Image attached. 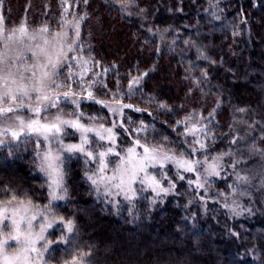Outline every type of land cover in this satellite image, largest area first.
<instances>
[{
    "label": "trees",
    "instance_id": "16d2710c",
    "mask_svg": "<svg viewBox=\"0 0 264 264\" xmlns=\"http://www.w3.org/2000/svg\"><path fill=\"white\" fill-rule=\"evenodd\" d=\"M0 3L8 24L25 17L33 26H55L61 15L60 0ZM70 3L75 16L84 17L80 50L100 62L96 70L110 69L107 88L96 90L99 97L108 100L132 76L147 73L134 94L123 98L144 111L124 110L120 122L133 131L119 130L120 146L139 139L190 152L193 137L183 135L184 125L173 131L176 122L189 114L207 118L216 109L208 125L215 139L199 136L207 152L190 158L233 155L224 157L220 176L202 189L187 183L195 181L193 173L181 171L186 179L180 180L177 170L169 169L175 188L156 197L155 204V194L145 191L133 200L134 208L128 203L112 208L98 198L83 160L68 159L67 198L53 208L56 215L74 219L77 231L68 243L50 249L47 263L71 264L79 254L82 264H264V0H132L127 7L121 0ZM161 102L168 109H161ZM97 105L81 102V110L107 116ZM142 124L145 130L135 131ZM237 131L248 136L243 152L230 143ZM237 160L236 166L252 176L239 215L222 207L229 203L233 182L229 165ZM0 189V201L18 194L17 199L36 205L47 202L30 142L0 148ZM60 228L50 238L58 241Z\"/></svg>",
    "mask_w": 264,
    "mask_h": 264
},
{
    "label": "snow or ice",
    "instance_id": "6c2138e0",
    "mask_svg": "<svg viewBox=\"0 0 264 264\" xmlns=\"http://www.w3.org/2000/svg\"><path fill=\"white\" fill-rule=\"evenodd\" d=\"M83 3L87 4L88 0H82ZM132 0H121L122 6L127 7ZM62 5L67 4V0H61ZM68 12V8L64 7V13ZM84 17L81 16L75 21L65 20L64 24L67 27H72L75 32V37L80 36V21ZM4 24V18L0 16V32L4 31L2 27ZM13 32H19L21 36H28L29 39H35V34L29 35L26 28V21L22 22L21 25L14 29ZM40 34H50V29L48 26H43L40 29ZM8 39H13V36H8ZM53 41L60 42L61 47L56 53L55 59L45 52L44 48L40 49V53L47 57V63L40 65L45 69L39 76H37L35 71H32L31 67L27 68V71H32V75L25 77L23 73L20 74V83L17 84V88L13 91L8 87V80L13 74L11 72L4 73L3 68H0V105L6 104L7 106H0V124L7 123V127L0 128V136L10 134L14 141H20L21 137L29 136L32 133L37 134L38 137H42L44 141L49 142V144H58L59 147L53 149L48 147L47 150L43 152H37V158L39 160L38 169L41 173L47 176V187L49 189L48 196L49 202L43 208V213H47L53 207V202L57 200L65 199L67 195V188L65 184V177L67 175L66 170L62 167L64 160L61 158L60 153L66 152L68 154L81 153L87 160L98 161V168L95 170L86 169L85 175L86 179L95 186L96 191L99 192V185L103 183L105 185L106 196L113 197V207L117 206L118 201L115 197L123 195L124 200L128 201L132 208L135 205L132 203L138 194L145 191V185L151 188L152 192L155 194L151 203H156V197H161V195H168L173 188H175V183L169 179L166 173H161L159 179L155 175H151L148 172L150 167L159 166L160 169H164L166 163H175L177 167V178L180 180H185V176L181 175V170L187 173H200L201 168L204 169L206 175H198L195 181L188 179L187 183L189 186H194L196 189H202L206 184H209L210 177L220 176V172L224 165L222 163L225 156H231V152H222L216 156L209 157L206 154L204 159H191L190 157H195L198 153H206L208 145L204 143L199 136H204L205 139L214 140L213 136L209 135L210 128L209 123L211 118H213L216 109H213L207 118H203L193 124L191 128L188 127L186 121L192 120L193 115L189 114L184 121L178 120L176 126L173 127V131H176L180 125H184L185 131L184 136L191 135L193 140L189 143L195 145L190 149V152H173L168 149L166 144L160 146L149 147L146 143H142L139 139L133 140V146L127 149L117 151V138L121 133L120 129H123L124 133H129L133 131L125 127L123 121L112 122L111 126H106L104 123L99 124V130L94 126H88L81 121L85 118V113L80 110L81 102L91 101L95 104H99L101 108H107L109 113L112 115L119 114L124 115L125 109H132L133 111H144L140 108H134L131 104H123L119 99L116 98L117 93H113V102L118 104L119 107H112L109 101L98 99L93 91L95 85L100 84L104 88H107L102 80L97 78L110 71L109 68H104L102 72H94L93 67H99L100 62L95 61L89 52L84 55L80 49L75 47L77 40L75 38H70L67 31L57 32L52 36ZM48 39H45V44H48ZM66 48V50H65ZM70 53H76L75 55H69ZM33 56H37L36 52H33ZM205 59L207 57H204ZM4 63L3 58H0V65ZM64 67L68 68V73L66 80L70 83H65L64 81L57 82L60 79L59 69ZM113 68L115 65L112 66ZM92 73V79L86 80L85 77ZM147 73H143L141 76L132 77L128 83V93H123L122 95L134 94V90L140 84L143 76ZM29 81L30 83H24L23 81ZM16 83V80H12ZM119 85V81H117ZM67 88L68 91L62 93L58 92V89ZM73 89H76L75 91ZM55 92L56 95L52 96L51 93ZM32 93H36L35 96ZM28 103H25V101ZM10 101V102H9ZM35 101L37 106L32 107L31 103ZM151 102V101H150ZM61 103H70L73 105V110L69 113L74 119L63 118V110H59V113L48 122L42 123L40 120V113H48L51 109H59ZM219 105H217L218 107ZM35 114V118H30L25 121L21 112L25 108ZM159 107L161 109H168V106L164 103H160ZM239 111L244 112L245 109H239ZM151 115V113H149ZM89 120H95L96 117H87ZM45 120L48 117L45 116ZM11 122V123H8ZM18 122V123H17ZM147 126L141 125L140 128L135 129L139 132L145 130ZM251 127V126H250ZM231 128V126H230ZM66 129H73L74 132L80 133L79 143H68L65 144L63 141V136L69 135L70 133ZM106 133L107 135L102 134ZM95 132L96 136L100 141L107 143V147L101 144L102 150H89V145L91 143L88 133ZM167 140V137H165ZM230 143H237V139L234 138ZM5 141L0 139V145H4ZM37 148H40V143H37ZM142 148L143 153H139L136 149ZM164 149H168L165 151ZM171 153V154H169ZM264 155V153H261ZM109 156L119 157V163L116 167L112 169L113 175L106 176L105 172L108 169L109 161L107 158ZM133 157H137L135 161ZM239 161H234L231 165L235 168ZM91 172V175L88 173ZM142 174V175H141ZM237 180L247 182V177H241L237 173ZM167 181L169 187H164L162 182ZM139 184L140 188H135L133 185ZM232 187L233 193H235L236 188ZM115 189V192L112 189ZM59 190V191H58ZM0 191H3L0 189ZM246 193H241L245 195ZM18 194H13L11 200H8L6 204L0 206V215H3V219H0V231L6 229H11L10 234L0 240V264H47L45 259V254L48 253L53 244L56 243H68L71 238V234L77 231V226L74 219H66L63 216L53 217L51 220L43 213L33 214L30 218L26 215L21 216L20 219H16L19 209H13L11 213V225L5 223L9 219L7 205L11 204L17 199ZM217 195H223V193H217ZM203 199V197H201ZM22 203V202H21ZM29 205L31 201L28 202ZM222 207L228 208L235 212L229 204H223ZM27 209L25 208V212ZM239 215L240 213H235ZM38 215L41 219L45 221L40 227L39 232L33 233L32 228L34 227V221L38 220ZM57 222L62 226L60 228L61 236L58 241L48 240L45 233L48 229L53 228ZM26 226V228H25ZM234 234V233H233ZM9 241H15L17 251L12 254H8L5 249L9 246ZM42 243L40 247L37 244ZM83 257L79 254L73 255L71 264H82Z\"/></svg>",
    "mask_w": 264,
    "mask_h": 264
},
{
    "label": "rangeland",
    "instance_id": "374dc122",
    "mask_svg": "<svg viewBox=\"0 0 264 264\" xmlns=\"http://www.w3.org/2000/svg\"><path fill=\"white\" fill-rule=\"evenodd\" d=\"M64 7L68 8L67 13H64ZM74 13H75V9L73 8L72 4L70 3V0H67L66 5L61 4V15H60L58 23L55 24V26H51L48 22L40 23V24L33 26V25L29 24V22L27 21V19L25 17H22L15 24H8L6 22L4 14L2 12V7H1V3H0V16H2L4 18V24L2 26L4 28V31L0 32V58H3L4 63L2 65H0V68H3L4 73L11 72L13 74L11 77H9V80L7 82L8 87H10L13 91L16 90L17 84L20 83L19 77H20L21 73H23V75L25 77H29L32 75V71H35L37 76H39L45 70L40 65L47 63V57L44 54L40 53L41 48H44L45 52L48 55L52 56L53 59H55L56 53L59 51V49L61 47L60 42L52 40V36H54L57 32L67 31L68 36L70 38H75L77 40V44L75 45V47L80 49V46H81L80 45V36L78 38L75 37L74 29L72 27H67L64 24L65 20L75 21L76 19H78L80 17V16H75ZM25 21H26V28H27L28 34L29 35L35 34V39H29L28 36H21V34L19 32H15V33L13 32L14 29H17L21 25V23L25 22ZM81 24H82V20L80 21V29H81ZM43 26L49 27L50 34H40V29ZM8 36H13V39L9 40ZM45 39H48V41H49L48 44H45ZM65 50H66V48H65ZM33 52H36L37 56H33ZM75 54L76 53H70L69 55H75ZM29 67H31L32 71L26 70ZM93 71L94 72H100L99 70H96L95 67H93ZM59 72H60V79L57 82L59 83L61 81H64L65 83H70V81H67L65 79L67 76V73H68V68L64 67L62 69H59ZM2 74L3 73H0V75H2ZM132 77H138V76L134 75ZM92 78H93L92 73H89V75L87 77H85L86 80L92 79ZM104 78H105V73L103 75H101L100 77H98L97 79L102 80L105 83ZM13 79L16 80V83L12 82ZM23 82L24 83H30L27 80H25ZM128 83L121 85L119 89H117L116 91H113V93L114 92L117 93L116 98L119 99L120 102L123 104H124L123 98H125L126 95H122V94L128 93ZM103 88L104 87L100 84L95 85V87L93 88L94 94L98 99H102V98L96 94V90L99 91V89H103ZM3 90H4L3 88H0V91H3ZM68 90L69 89H67V88H63V89H58L57 91L62 93L64 91H68ZM73 90L75 91L76 89H73ZM32 95L35 96L36 93H32ZM51 95L55 96L56 93L53 92V93H51ZM107 101H109V103L111 104L112 107H116V108L119 107L118 104L113 102L112 96ZM82 102H86V103L89 102L90 103L91 101H83L82 100ZM25 103H28V101L26 100ZM91 103H93V102H91ZM0 106H7V105L4 104V105H0ZM31 106L36 107L37 106L36 102L33 101L31 103ZM97 106L99 107L100 105L98 104ZM73 107L74 106L71 105L70 103H67V104L61 103L59 105V109L53 108L48 113L41 112L40 113V120L42 123H44V122L50 121L51 119H54V117L59 113V110H63V118L74 119V117L69 115V113L72 112ZM103 109L106 110L107 116H104V114L102 112H99V111H95L94 113L84 112L86 115H85V118L81 122L84 123L85 125H88V126H94L98 130H99V124L100 123H104L106 126H111L112 122H120V120H121L120 118L122 116H120L119 114L112 115L111 113H109L107 108H103ZM20 115L23 116L25 121L29 120L30 118H35V114L33 112L29 111V109L27 107L23 110V112L20 113ZM45 116L48 117V120H45ZM89 116L96 117V119L95 120H89V119H87V117H89ZM202 119H203V117H201L200 115L193 114V119L186 121V123H187L188 127L191 128L193 124H196L197 121L202 120ZM8 123H11V122H8ZM7 126H8L7 123L0 124V128L7 127ZM66 130L70 134L63 136V141L65 144L79 143L80 142V133L79 132H74L73 129H66ZM101 132H102V130H101ZM102 134L107 135L106 133H103V132H102ZM88 137L91 141L90 145L88 146L89 150H102L100 147L101 144L104 145V148H106L108 146L107 143L99 140V138L96 136L95 132L88 133ZM234 138L237 139V143L233 144L234 150L239 151V152H243V150H244L243 149L244 148L243 143H245L247 138H248L247 134L240 132V131H237V133L234 135ZM0 139H3L5 141V144L0 145V148L7 147V146H10L13 144L15 145V144H18L19 142H22V141L30 142L32 144V146H34V148H35V157H36V161H37V166L39 165V160H38L37 155H36L37 152H43V151L47 150V148L49 146L52 147L53 149H56L59 147L58 144H51L50 145L49 142L44 141L42 137H38L37 134H35V133H32L26 137H21L20 141H14L10 134L0 136ZM38 142L40 143V148H37ZM117 145H118L117 151L122 152L123 150L127 149L128 147L133 146V142L129 143L128 145H125V146H120L118 141H117ZM148 146L152 147L154 145H148ZM164 150L167 151V149H164ZM136 151L139 153H143L142 148H138V149H136ZM169 154H171V153H169ZM60 155H61V158L64 160V164L68 159L81 158L83 160V162L85 163V165L87 166L86 169L95 170L98 168V161L88 160L86 163L87 158L84 155H82L81 153H74V154L70 155L66 152H61ZM233 158H235V157H233ZM107 159L109 161H111V163H109V166L105 172V175L111 176V175H113L112 169H114L116 167L117 163H119V157L109 156ZM136 159H138V158L133 157L134 161ZM193 159H197V158H193ZM203 159L204 158H202L200 160H203ZM238 160H239V157H238ZM222 163L224 165V158H223ZM64 164L62 166L63 168H64ZM171 168H173L174 170H177L175 163H172V162L166 163L164 169H160L158 165L156 167H150L148 169V172L151 175L157 176V178L159 179V176L161 173L168 174L169 169H171ZM232 169H234V171H233V182H232L231 186H234L236 188V191H235V193H233L232 187H231L228 204L231 205L232 208L235 209V212H233V211H231V212L239 213V212H241V210L244 209L242 197H245L247 195L245 190H246L247 186H249L251 184V177L252 176L249 174V172L244 167H240V166L237 167L236 166L235 168H232ZM38 171H39V169H38ZM237 173L241 177H247V182L237 180ZM88 174L91 175V172H89ZM193 174L195 175V180L197 179L198 175H206L204 173L203 168H201L200 173H193ZM41 175L44 177V179L46 181V187H47V179L48 178L44 173H41ZM215 177H217V176H213V177H210L208 179L210 181ZM88 182H89L92 190L94 191L95 195L98 198H101L105 203H107L112 208H116L117 206H120L123 203L129 204L128 201L124 200L123 195H121L119 197H115V200L118 201V203H117L116 207H113V203L109 202V201H113V197L106 196L104 194L105 185L103 183H101L99 185L100 190H99V192H97L95 186H93L89 180H88ZM162 184L164 187H169L168 184L164 185L163 182H162ZM133 187L140 188L141 186L139 184H136V185H133ZM144 187H145V191H151L152 192L151 188H148L147 185H145ZM112 191L115 192V189L113 188ZM145 191L139 193L138 196H141L142 194H144ZM48 192H49V189L47 187V202L41 206L36 205L32 201H31V204L29 205L28 202L30 200H28V199H16L11 204H8L7 205V208H8L7 214L9 216V219L6 220L5 223L11 225V218H12L11 213H12L13 209H19V212H18L17 216L15 217L16 219H20V217L24 216V215H26L28 218H30L31 215H33V214L43 213L44 206L47 205L49 202ZM241 193H246V194L241 195ZM66 198H67V195H66L65 199H63V200L54 201L53 207L55 205L64 203ZM8 200H11V198ZM8 200L0 201V206L6 204ZM53 207L47 213H43V215H46L49 218V220H51L53 217H58V215H56V212H54ZM25 208L27 209L26 212H25ZM0 219H3V215H0ZM33 223H34V227L32 228V232L37 233V232H39L40 227L42 226L43 223H45V221L43 219H41L40 216L38 215V220L34 221ZM57 226L62 227L57 222V224L54 225L53 228L48 229V231L45 233V236L48 240H53L52 238H50L49 233ZM25 228H26V226H25ZM10 231H11L10 228L6 229L4 231H0V240L6 238L10 234ZM54 241H57V240H54ZM42 243H45V241H42V242H40V244H37V247H40V245ZM54 245L55 244H53L52 247ZM17 247L18 246L16 245L15 241H9V246L6 247L5 251L8 254L15 253L17 251ZM48 253L45 254L46 260H47ZM47 264H49V263H47Z\"/></svg>",
    "mask_w": 264,
    "mask_h": 264
}]
</instances>
